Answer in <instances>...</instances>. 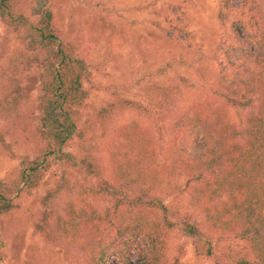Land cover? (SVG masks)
I'll use <instances>...</instances> for the list:
<instances>
[{
    "label": "trees",
    "instance_id": "16d2710c",
    "mask_svg": "<svg viewBox=\"0 0 264 264\" xmlns=\"http://www.w3.org/2000/svg\"><path fill=\"white\" fill-rule=\"evenodd\" d=\"M26 1L0 0V22L18 39L21 61L11 72H41L40 110L36 118L9 115L8 134L33 157L21 159L9 185L0 181V218L13 210L16 192L30 193L57 167L64 174L48 192L55 197L62 190L65 197L52 212L45 206L34 225L46 241L62 246L64 258L54 264H180L173 230L192 239L198 261L264 264V27L238 18L231 25L241 27L234 30V54L225 48L220 63L215 53L202 55L193 80L173 71L153 81L149 98L140 94L150 106L125 114L105 146L106 161L105 155L99 161L90 155L98 148L94 142L81 158L66 150L78 136L90 70L63 43L51 12L33 20ZM227 5L217 11L220 26L229 21ZM137 81L103 89L125 100L122 109H133L125 104L136 103L127 93ZM200 82L209 92L194 91ZM168 190L182 196L189 213L184 205L164 203ZM5 244L0 232V264Z\"/></svg>",
    "mask_w": 264,
    "mask_h": 264
},
{
    "label": "rangeland",
    "instance_id": "374dc122",
    "mask_svg": "<svg viewBox=\"0 0 264 264\" xmlns=\"http://www.w3.org/2000/svg\"><path fill=\"white\" fill-rule=\"evenodd\" d=\"M223 1L228 4L229 21L220 26L216 14ZM25 4L26 14L33 20L40 19L45 11L51 12L63 43L70 44L90 70L89 80L84 82L87 94L78 110V136L66 150L81 158L87 144L94 142L98 148L90 155L99 161L102 155L106 161L105 146L113 129L125 120V114H135V107L145 110L150 106L140 94L148 99L151 93L147 87L153 81L173 71L191 76L202 64L204 54L215 53L218 63L222 62L225 48L234 54L230 49L238 44L234 30L241 31V27L231 25L238 18L246 17L252 25L264 27V0H27ZM17 48L15 34L0 22V181L7 185L16 177L21 159L33 157L28 148L8 134L9 115L20 111L26 117L36 118L40 110L41 72L32 69L21 76L15 69L11 72L13 65L21 61ZM10 59L17 61L9 65ZM189 78L193 80L194 76ZM14 79L18 81L19 94L13 87ZM136 79H139L137 86L127 93L136 103L125 104L133 109H122L125 100L119 97L117 100V96L103 89L106 85L129 84ZM193 89L207 93L210 85L200 82ZM147 119L154 125V118ZM106 171L107 168L105 174ZM62 174L61 168L51 167L36 189L30 193L16 192L13 210L0 218L1 237L6 243L1 264H54L56 259L64 258L60 244L49 243L34 231L43 208L46 206L44 209L52 212L57 206L52 207L56 199L65 197L62 190L55 197L48 192ZM183 185L180 183L181 188ZM173 192L168 190L163 194L164 203L184 205L186 210L182 196ZM98 200L94 201L95 205L104 208V201ZM172 234L174 253L180 264H214L198 261L194 243L185 233L173 230ZM226 244L224 240L219 242L220 246ZM131 258L138 261L135 253Z\"/></svg>",
    "mask_w": 264,
    "mask_h": 264
}]
</instances>
